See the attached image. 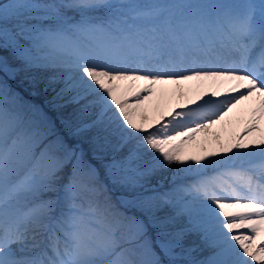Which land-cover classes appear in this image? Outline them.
<instances>
[{
	"label": "snow or ice",
	"instance_id": "6c2138e0",
	"mask_svg": "<svg viewBox=\"0 0 264 264\" xmlns=\"http://www.w3.org/2000/svg\"><path fill=\"white\" fill-rule=\"evenodd\" d=\"M0 264H264V0H0Z\"/></svg>",
	"mask_w": 264,
	"mask_h": 264
},
{
	"label": "rangeland",
	"instance_id": "374dc122",
	"mask_svg": "<svg viewBox=\"0 0 264 264\" xmlns=\"http://www.w3.org/2000/svg\"><path fill=\"white\" fill-rule=\"evenodd\" d=\"M2 2L3 3H9V2H11V0H2ZM13 87H16V84L15 83H13ZM19 90H22V89H19ZM23 94L25 95L26 98L28 97L27 91H23ZM178 102H180V101H179V97L177 95L174 94L172 97H170V105H173V108L176 106V104ZM197 103H200V102L198 101ZM189 107L190 108H195L196 105L195 104L189 105ZM152 108H155V110H157L158 109V106H156V105L149 106V114L150 115H152V113H151ZM234 112H235V110H234ZM234 112L231 115V117L229 118L230 119V122L226 121V122H223L221 124L215 125V126H221L222 127V129H221L222 132L221 131H216V130H214V128H212L213 130H211V132L208 133L207 135L205 133H203V132L202 133H198L197 136L192 141L186 142V147H192L193 144L196 143L197 138H198V135L203 136L205 138V140H206L207 143H215V142H218L219 145L221 143H225V144L228 143L229 140H230L231 135L234 132H237L239 130V128L237 129L238 125L231 124V120L234 117ZM242 117H243V115H242ZM242 117L239 118L240 121H242ZM226 128L227 129L229 128V131L225 130ZM227 132H229V133H227ZM217 135L219 136V139H217ZM224 137H226V140H224L225 139ZM202 147H204V146L202 145ZM93 163H97V162L96 161H93ZM97 166L99 167V164H97ZM178 171H179V168L178 167H174L170 171L164 172L162 174L163 177H164V179H160V185H161V187H170L171 184H172V182H175L177 184H180V183H188L191 180H194L195 179V178H193L194 175H192V174H188V175L184 176L183 178H178V176H177ZM100 178L102 180H105V182H107L106 181V178L104 176V170H103V168H100ZM155 179H159V177L154 178V180H153V183L154 184H155ZM109 188L110 189H113V186L109 184ZM111 195H112L113 200L115 201L117 197L121 196V190L120 189H113L111 191ZM185 199H191V197L186 196Z\"/></svg>",
	"mask_w": 264,
	"mask_h": 264
},
{
	"label": "bare ground",
	"instance_id": "6f19581e",
	"mask_svg": "<svg viewBox=\"0 0 264 264\" xmlns=\"http://www.w3.org/2000/svg\"><path fill=\"white\" fill-rule=\"evenodd\" d=\"M191 94V93H190ZM174 94L169 91V93L163 98V99H153L152 101L149 102L148 107L149 106H158V109L155 110V108H152L151 113L152 116H156L158 115L159 111H170L173 109V105H170V97H172ZM242 115L244 116V113L240 110L237 109L234 112V117L231 120V124L233 125H238L237 129L242 127L243 125V120L240 121L239 118L242 117ZM214 130L216 131H221L222 127L221 126H214L213 127ZM213 130V129H212ZM227 131H229V128L225 129ZM222 132V131H221ZM229 133V132H227ZM203 136L198 135L197 141L195 144H193L192 147H186L185 148V154L186 155H195V154H201V153H205L208 150H213V151H217L219 152L220 149V145L218 142L215 143H207L205 138ZM226 140V137H224ZM202 145L204 147H202Z\"/></svg>",
	"mask_w": 264,
	"mask_h": 264
}]
</instances>
